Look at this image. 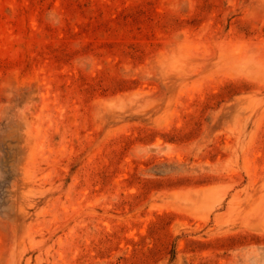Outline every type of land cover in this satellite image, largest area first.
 <instances>
[{
  "label": "rangeland",
  "instance_id": "rangeland-1",
  "mask_svg": "<svg viewBox=\"0 0 264 264\" xmlns=\"http://www.w3.org/2000/svg\"><path fill=\"white\" fill-rule=\"evenodd\" d=\"M0 264H264V0H0Z\"/></svg>",
  "mask_w": 264,
  "mask_h": 264
}]
</instances>
